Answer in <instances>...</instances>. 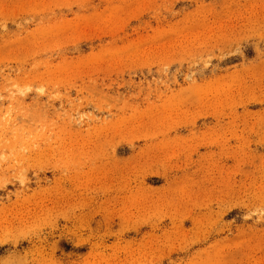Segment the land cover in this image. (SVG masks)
I'll list each match as a JSON object with an SVG mask.
<instances>
[{
  "label": "rangeland",
  "instance_id": "obj_1",
  "mask_svg": "<svg viewBox=\"0 0 264 264\" xmlns=\"http://www.w3.org/2000/svg\"><path fill=\"white\" fill-rule=\"evenodd\" d=\"M0 264H264V0H0Z\"/></svg>",
  "mask_w": 264,
  "mask_h": 264
}]
</instances>
